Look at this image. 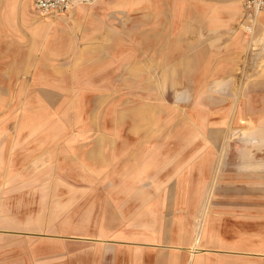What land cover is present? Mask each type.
Segmentation results:
<instances>
[{
    "label": "rangeland",
    "instance_id": "obj_1",
    "mask_svg": "<svg viewBox=\"0 0 264 264\" xmlns=\"http://www.w3.org/2000/svg\"><path fill=\"white\" fill-rule=\"evenodd\" d=\"M71 10L28 30L51 40ZM132 24L90 26L76 43L73 23L54 47L30 32L13 49L20 94L0 96V264H264L260 18L209 48L216 63L196 54L207 39L137 63L148 57Z\"/></svg>",
    "mask_w": 264,
    "mask_h": 264
},
{
    "label": "crops",
    "instance_id": "obj_2",
    "mask_svg": "<svg viewBox=\"0 0 264 264\" xmlns=\"http://www.w3.org/2000/svg\"><path fill=\"white\" fill-rule=\"evenodd\" d=\"M175 1H179V5L173 11L172 0H95L91 6H86L85 0H72V10L68 17L69 25L58 24L61 26L59 28L57 25H51V40L49 38L46 41V27L38 25L35 26L36 29L28 30L31 20H35V17L39 15L29 0H0V96L12 97L20 94L19 91H14L13 87V80L19 77H14L12 72L16 69L13 68V65L20 66L22 63L20 54L18 52L14 54L13 49L29 46L28 34L30 35V32H35L38 47H43L46 43L54 47V41L58 39L56 34L59 32L68 34H72V30L73 33L77 32L73 36V40L78 43L83 40L78 31L90 32L91 26L96 28V32H114L115 21L119 23L122 17L132 15L134 38L131 45L138 48L140 54L143 53L148 57L147 60L136 61L137 63L148 62L151 64L157 57L156 49L158 47L189 49L198 41L206 39L209 40L211 47L198 50L196 54L204 56L207 63H216L214 52L210 51L215 48L212 45L216 46L215 43L218 40L228 43L230 38L235 39V36H231L238 31L237 25L241 26L249 19V15L238 0ZM29 4L32 12L28 8ZM258 17L261 21L259 25L264 30V11ZM95 22L97 24H94ZM73 23L75 27L72 30L68 29ZM98 26L99 29H97ZM174 32L175 34H173ZM110 35H114V33ZM89 37L90 33L84 36L85 39ZM68 38L72 39L71 36ZM162 40H164L163 43ZM186 54L185 51H181L179 62L182 69L183 66L187 67L188 65L189 56ZM14 56L18 59L16 60ZM2 65H8V67ZM19 70L18 73L22 71L21 67ZM229 72L230 70H228ZM213 73L214 71H207L208 76L217 77V79L228 74L214 75ZM167 79H172L171 75ZM181 189L180 186L175 187V191Z\"/></svg>",
    "mask_w": 264,
    "mask_h": 264
},
{
    "label": "built area",
    "instance_id": "obj_3",
    "mask_svg": "<svg viewBox=\"0 0 264 264\" xmlns=\"http://www.w3.org/2000/svg\"><path fill=\"white\" fill-rule=\"evenodd\" d=\"M34 10L43 17H61L72 7V0H29ZM250 20L264 11V0H238Z\"/></svg>",
    "mask_w": 264,
    "mask_h": 264
}]
</instances>
